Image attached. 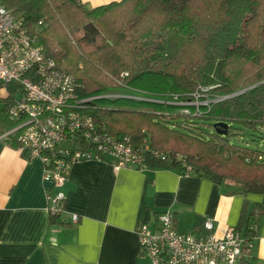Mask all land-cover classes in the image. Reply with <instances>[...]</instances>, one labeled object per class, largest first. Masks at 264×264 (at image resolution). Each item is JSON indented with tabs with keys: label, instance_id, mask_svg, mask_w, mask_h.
Wrapping results in <instances>:
<instances>
[{
	"label": "trees",
	"instance_id": "trees-1",
	"mask_svg": "<svg viewBox=\"0 0 264 264\" xmlns=\"http://www.w3.org/2000/svg\"><path fill=\"white\" fill-rule=\"evenodd\" d=\"M1 2L75 78L78 96L88 99L84 111L144 148L147 169L183 176L189 169L232 191L264 195V0H118L93 8L73 0ZM5 88L3 119L20 85ZM195 95L209 104L197 107ZM242 128L261 142L233 143ZM252 220L248 244L258 226ZM250 249L237 264H254L245 258Z\"/></svg>",
	"mask_w": 264,
	"mask_h": 264
},
{
	"label": "crops",
	"instance_id": "crops-1",
	"mask_svg": "<svg viewBox=\"0 0 264 264\" xmlns=\"http://www.w3.org/2000/svg\"><path fill=\"white\" fill-rule=\"evenodd\" d=\"M79 1L93 8L118 0ZM0 92L4 102L8 92L1 83ZM232 189L173 169L114 171L110 162L95 159L73 163L57 187L43 179L42 162L29 159L10 135L0 139V264H151L141 253L139 232L143 225L155 230L157 215L166 210L180 233L198 232L211 221L217 236L236 229L245 238L249 220L257 218L245 258L264 264V195ZM58 192L63 210L53 221L48 197Z\"/></svg>",
	"mask_w": 264,
	"mask_h": 264
},
{
	"label": "built area",
	"instance_id": "built-area-1",
	"mask_svg": "<svg viewBox=\"0 0 264 264\" xmlns=\"http://www.w3.org/2000/svg\"><path fill=\"white\" fill-rule=\"evenodd\" d=\"M0 83L4 87L20 85V95L6 109L12 125L0 133V139L13 135L19 150L42 162L43 179L51 185L61 186L72 164L83 160L108 161L114 171L125 166L146 168L142 163L144 148L134 145L128 136L111 135L84 111L88 99L78 96L75 78L55 66L28 34L23 19L1 0ZM194 98L197 107L209 104L196 95ZM80 140L91 147H84ZM188 170L184 176H189ZM64 198L62 192L48 197L49 216L62 212ZM78 219L76 214L72 216V222ZM139 244L151 264H237L245 247H251L234 229L217 236L211 221L198 232L180 233L170 210L157 215L155 230L142 226Z\"/></svg>",
	"mask_w": 264,
	"mask_h": 264
},
{
	"label": "rangeland",
	"instance_id": "rangeland-1",
	"mask_svg": "<svg viewBox=\"0 0 264 264\" xmlns=\"http://www.w3.org/2000/svg\"><path fill=\"white\" fill-rule=\"evenodd\" d=\"M1 93V92H0ZM5 107L4 102L0 100V111ZM199 123L202 125V121L199 120ZM205 127L208 131H210V128ZM238 134L236 137H232L231 141L233 143H237L240 145H249L253 147L256 144H259L261 141V138H259L260 134L258 132L250 131L249 129L242 128L241 130H238Z\"/></svg>",
	"mask_w": 264,
	"mask_h": 264
},
{
	"label": "water",
	"instance_id": "water-1",
	"mask_svg": "<svg viewBox=\"0 0 264 264\" xmlns=\"http://www.w3.org/2000/svg\"><path fill=\"white\" fill-rule=\"evenodd\" d=\"M217 126H220V127H223L224 130H219V128L217 129L219 133H225L226 132V128H227V125L226 124H223V123H219V124H216Z\"/></svg>",
	"mask_w": 264,
	"mask_h": 264
}]
</instances>
